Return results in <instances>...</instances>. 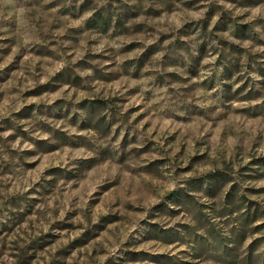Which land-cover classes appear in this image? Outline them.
I'll use <instances>...</instances> for the list:
<instances>
[{"label":"rangeland","instance_id":"rangeland-1","mask_svg":"<svg viewBox=\"0 0 264 264\" xmlns=\"http://www.w3.org/2000/svg\"><path fill=\"white\" fill-rule=\"evenodd\" d=\"M0 264H264V0H0Z\"/></svg>","mask_w":264,"mask_h":264},{"label":"trees","instance_id":"trees-1","mask_svg":"<svg viewBox=\"0 0 264 264\" xmlns=\"http://www.w3.org/2000/svg\"><path fill=\"white\" fill-rule=\"evenodd\" d=\"M95 21H96V23H103L104 25H108V21H107V19H104V15H102V14H100L99 13V15H98V19L97 20H94V23H95ZM95 23V24H96Z\"/></svg>","mask_w":264,"mask_h":264}]
</instances>
